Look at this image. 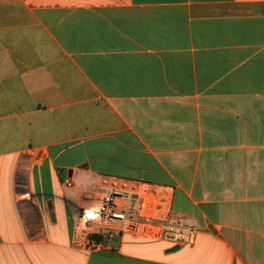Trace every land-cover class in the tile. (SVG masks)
<instances>
[{
	"label": "crops",
	"instance_id": "obj_1",
	"mask_svg": "<svg viewBox=\"0 0 264 264\" xmlns=\"http://www.w3.org/2000/svg\"><path fill=\"white\" fill-rule=\"evenodd\" d=\"M102 175L195 243L72 245ZM0 264H264V0H0Z\"/></svg>",
	"mask_w": 264,
	"mask_h": 264
},
{
	"label": "built area",
	"instance_id": "obj_2",
	"mask_svg": "<svg viewBox=\"0 0 264 264\" xmlns=\"http://www.w3.org/2000/svg\"><path fill=\"white\" fill-rule=\"evenodd\" d=\"M92 200L93 208L81 207L77 212L79 222L72 236V245L77 248H98L104 239L116 234L192 246L201 230L194 216L173 208L169 185L102 175Z\"/></svg>",
	"mask_w": 264,
	"mask_h": 264
},
{
	"label": "trees",
	"instance_id": "obj_3",
	"mask_svg": "<svg viewBox=\"0 0 264 264\" xmlns=\"http://www.w3.org/2000/svg\"><path fill=\"white\" fill-rule=\"evenodd\" d=\"M92 237H94V238H96V239H101V236L100 235H98V234H92Z\"/></svg>",
	"mask_w": 264,
	"mask_h": 264
},
{
	"label": "water",
	"instance_id": "obj_4",
	"mask_svg": "<svg viewBox=\"0 0 264 264\" xmlns=\"http://www.w3.org/2000/svg\"><path fill=\"white\" fill-rule=\"evenodd\" d=\"M179 248V246H175V247H173V249H178Z\"/></svg>",
	"mask_w": 264,
	"mask_h": 264
}]
</instances>
